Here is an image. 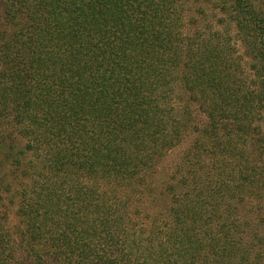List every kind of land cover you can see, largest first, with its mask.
<instances>
[{"label": "trees", "instance_id": "trees-1", "mask_svg": "<svg viewBox=\"0 0 264 264\" xmlns=\"http://www.w3.org/2000/svg\"><path fill=\"white\" fill-rule=\"evenodd\" d=\"M263 200L264 0H0V264H264Z\"/></svg>", "mask_w": 264, "mask_h": 264}, {"label": "rangeland", "instance_id": "rangeland-1", "mask_svg": "<svg viewBox=\"0 0 264 264\" xmlns=\"http://www.w3.org/2000/svg\"><path fill=\"white\" fill-rule=\"evenodd\" d=\"M250 205H252V204H247L246 205V208H249L248 206H250ZM258 208H260V217L258 216V217H256L255 215H252V217L255 219V220H257V221H259L260 223V227H261V232H262V234L264 235V200L262 201V206H259ZM251 209H253L252 207L249 209V211L251 210ZM10 218H11V221L12 222H15L16 221V215L14 214V212H12V214H10Z\"/></svg>", "mask_w": 264, "mask_h": 264}]
</instances>
